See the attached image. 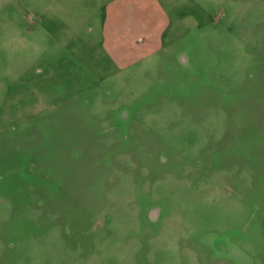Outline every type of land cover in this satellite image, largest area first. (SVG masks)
Segmentation results:
<instances>
[{"label": "rangeland", "instance_id": "1", "mask_svg": "<svg viewBox=\"0 0 264 264\" xmlns=\"http://www.w3.org/2000/svg\"><path fill=\"white\" fill-rule=\"evenodd\" d=\"M0 264H264V0H0Z\"/></svg>", "mask_w": 264, "mask_h": 264}, {"label": "crops", "instance_id": "2", "mask_svg": "<svg viewBox=\"0 0 264 264\" xmlns=\"http://www.w3.org/2000/svg\"><path fill=\"white\" fill-rule=\"evenodd\" d=\"M19 21L20 22H18V23H20V25H22L21 27L27 25V22L26 21H28V16H21L20 19H19ZM30 31L33 32V30H30ZM30 31H29V33H30Z\"/></svg>", "mask_w": 264, "mask_h": 264}]
</instances>
